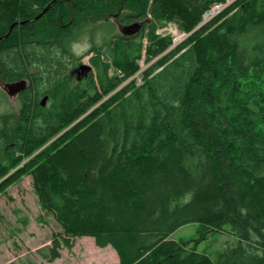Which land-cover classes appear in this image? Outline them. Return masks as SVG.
Listing matches in <instances>:
<instances>
[{"label": "trees", "instance_id": "16d2710c", "mask_svg": "<svg viewBox=\"0 0 264 264\" xmlns=\"http://www.w3.org/2000/svg\"><path fill=\"white\" fill-rule=\"evenodd\" d=\"M230 1L0 0V80H30L0 116V194L32 176L63 229L43 257L90 236L119 264H264V0ZM115 14L146 22L74 83L77 32ZM169 23L188 34L174 47ZM186 224L202 236L173 238ZM219 231L236 243L214 259L198 246Z\"/></svg>", "mask_w": 264, "mask_h": 264}, {"label": "rangeland", "instance_id": "374dc122", "mask_svg": "<svg viewBox=\"0 0 264 264\" xmlns=\"http://www.w3.org/2000/svg\"><path fill=\"white\" fill-rule=\"evenodd\" d=\"M225 5L221 3L213 5L211 13H209L211 15L207 18L216 15L225 8ZM147 16L148 18H153L150 9L147 12ZM68 17L67 23L72 21V17L70 15ZM206 21L205 17H203L201 24H205ZM124 26L114 15H111L105 20H94L91 18L88 20L87 25L82 30H79L80 32H77L71 45L73 46L74 43L83 45L86 38L87 46L82 47L79 54H73L71 46L70 51L74 60L73 58V61L69 60V72L73 77L74 83L79 77L82 78L83 74L78 71L74 72L76 66L81 63L92 66L91 70L97 75L92 61L96 55L95 48H102V52L106 55L109 52L107 48L109 40L114 37L118 39L120 36H130L123 33ZM161 28L163 27L157 29L158 33H160L159 30ZM164 29L163 33L173 34L174 40L177 41L172 47L184 40L188 35L179 30L178 25L175 23L167 24ZM147 32L148 28H146L145 33ZM144 43H147L146 37L144 38ZM108 60L111 62L110 58ZM140 64L141 70L148 66L144 59L141 60ZM114 72L115 70L110 68V75H113ZM140 81L141 78H139ZM22 106L21 98L17 97L15 93L11 94L4 84L0 83V116L13 115L17 118L21 116ZM13 122L14 119L8 120V128ZM62 231L63 229L55 215L43 210L41 207L31 175L24 176L20 181L14 183L0 194V264H23L30 261L36 264H119V257L114 248L111 246L98 247L95 239L90 236L74 238L71 248L64 246L61 249V257L54 261H49L42 256L39 250L50 246L53 234ZM201 236L202 233L198 231L196 224H186L172 235L175 239H195ZM235 243V236L228 231H219L202 238L199 242L198 250L215 259L219 252Z\"/></svg>", "mask_w": 264, "mask_h": 264}, {"label": "water", "instance_id": "95a60500", "mask_svg": "<svg viewBox=\"0 0 264 264\" xmlns=\"http://www.w3.org/2000/svg\"><path fill=\"white\" fill-rule=\"evenodd\" d=\"M50 8V5H48L43 11L42 13H40L37 17V18H40L44 13L47 12V10ZM16 25V23H14L11 27H10V31L9 33L11 32V30L13 29V27ZM142 29V23L141 22H134V23H131V24H127L123 27V33L126 34V35H132V34H136L138 32H140ZM81 68L82 70H86V71H90V67L88 65H85V64H82L81 65ZM26 85V80H20L18 82H15V83H10L7 85V87L9 88L10 90V93L13 94L14 91L13 90H19L21 88H24V86ZM47 99V97H44L42 103L44 104L45 100Z\"/></svg>", "mask_w": 264, "mask_h": 264}, {"label": "flooded vegetation", "instance_id": "af4514ba", "mask_svg": "<svg viewBox=\"0 0 264 264\" xmlns=\"http://www.w3.org/2000/svg\"><path fill=\"white\" fill-rule=\"evenodd\" d=\"M115 16V18H117V20L119 21V18H118V15L117 14H115L114 15ZM120 22V21H119ZM134 22H141L142 23V28L144 27V24H145V22H146V20H134V21H131V22H128V23H122V26L123 25H127V24H131V23H134ZM121 23V22H120ZM137 34V33H136ZM136 34H132V35H136ZM81 65H82V63L80 64V69L79 70H77L76 68L74 69V72H76V71H78L79 73H81V74H83V75H85L87 72H90V71H86V70H82V68H81ZM73 72V71H72ZM82 75V76H83ZM22 80V79H21ZM24 80H26V85L24 86V88H21V89H19V90H13L14 91V93L17 95V97H20L21 98V102H22V104H23V102H24V100H23V95L26 93V90H27V88L30 86V80L29 79H24ZM20 81V80H19ZM15 82H18V81H14V82H9V83H5V82H3V81H1L0 80V83H2V84H4L5 85V87L9 90V88L7 87V85L8 84H10V83H15ZM9 92H10V90H9ZM13 93V94H14ZM26 96V94L24 95V97ZM44 97H47V99L45 100V102H44V104L42 103V101L43 100H41V104H40V106L41 107H45L46 106V104H47V102H48V95H44L43 96V99H44ZM22 108H24V104H23V106H22Z\"/></svg>", "mask_w": 264, "mask_h": 264}, {"label": "clouds", "instance_id": "9594fccd", "mask_svg": "<svg viewBox=\"0 0 264 264\" xmlns=\"http://www.w3.org/2000/svg\"><path fill=\"white\" fill-rule=\"evenodd\" d=\"M86 46H87L86 38H85V40H84L83 45H80V44L74 43L73 46H72L73 54H79V51L81 50V48H82V47H86Z\"/></svg>", "mask_w": 264, "mask_h": 264}, {"label": "built area", "instance_id": "2783aa9c", "mask_svg": "<svg viewBox=\"0 0 264 264\" xmlns=\"http://www.w3.org/2000/svg\"><path fill=\"white\" fill-rule=\"evenodd\" d=\"M209 13H211V9H210V10L204 15V17H205V19H206L207 21H208V19H211V18L214 16V15H212L211 18H207V17H209V16L211 15V14L209 15ZM206 15H208V16H206ZM163 30H165V29H164V28H163V29H160L159 32H160V33H163V32H162ZM163 34H165V33H163ZM175 42H177V41L175 40Z\"/></svg>", "mask_w": 264, "mask_h": 264}, {"label": "bare ground", "instance_id": "6f19581e", "mask_svg": "<svg viewBox=\"0 0 264 264\" xmlns=\"http://www.w3.org/2000/svg\"><path fill=\"white\" fill-rule=\"evenodd\" d=\"M207 12H208V11H207ZM207 12H206V13H207ZM206 13H205V14H206ZM206 16H207V15H206ZM89 67H90V69H92V66H89Z\"/></svg>", "mask_w": 264, "mask_h": 264}]
</instances>
